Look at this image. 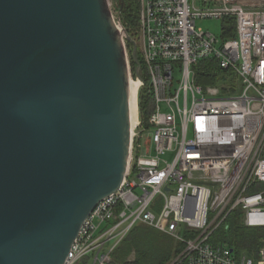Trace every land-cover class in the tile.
Returning <instances> with one entry per match:
<instances>
[{"label": "built area", "instance_id": "1", "mask_svg": "<svg viewBox=\"0 0 264 264\" xmlns=\"http://www.w3.org/2000/svg\"><path fill=\"white\" fill-rule=\"evenodd\" d=\"M119 10L111 9L126 44ZM226 18L235 37L197 27ZM138 25L148 81L135 79L152 97L148 127L138 93L125 179L85 220L64 264H120L114 252L137 224L183 243L169 264H264V238L239 255L214 242L237 210L246 227L264 229V0H139ZM201 61L224 73L218 85L197 83ZM171 152L172 162L162 160Z\"/></svg>", "mask_w": 264, "mask_h": 264}, {"label": "water", "instance_id": "2", "mask_svg": "<svg viewBox=\"0 0 264 264\" xmlns=\"http://www.w3.org/2000/svg\"><path fill=\"white\" fill-rule=\"evenodd\" d=\"M130 81L108 0H0V264H64L121 187Z\"/></svg>", "mask_w": 264, "mask_h": 264}, {"label": "trees", "instance_id": "3", "mask_svg": "<svg viewBox=\"0 0 264 264\" xmlns=\"http://www.w3.org/2000/svg\"><path fill=\"white\" fill-rule=\"evenodd\" d=\"M121 11L123 26L128 36L134 41L137 38L139 25V0H117ZM222 36L231 38L236 36L234 18H226L222 21ZM132 49L134 46L130 43ZM137 63L142 65L139 76L148 81L139 52L136 58L131 55V70L133 78L136 75ZM198 84L218 85L223 80L224 73L212 62L201 61L194 67ZM153 101L148 87L139 92V108L142 123L148 127V121L152 112ZM225 229L214 237L215 243H225L238 252H253L258 250L264 238V229L248 228L242 223V212L235 211L229 217ZM180 252L173 249L164 237L159 233H153L145 225H136L119 244L114 252V260L120 264H169Z\"/></svg>", "mask_w": 264, "mask_h": 264}, {"label": "rangeland", "instance_id": "4", "mask_svg": "<svg viewBox=\"0 0 264 264\" xmlns=\"http://www.w3.org/2000/svg\"><path fill=\"white\" fill-rule=\"evenodd\" d=\"M116 1L117 0H109V2H111V6H112L111 9L113 11L116 10V9L117 10L119 9V6H118V4H116ZM197 27L199 29L204 30V31H209V32L215 34L218 37H221V35H222V21L221 20H199V21H197ZM134 42L136 44L137 38L134 39ZM130 43H132V42H129L127 40V43L125 45H126L127 53H128V56H129L130 69H131V55H132L133 49L130 46ZM133 46H134V44H133ZM137 50H138V52H139V54L141 55V58H142V53H141V47H140V45L137 47ZM132 74L133 73H132V70H131V79L135 80V78H133V75ZM181 79H182V73H181V71H177L176 72V78H175V88L178 87V85L181 82ZM141 154L142 155L146 154L145 153V149L142 150V153ZM152 155L153 156H156V154H155L154 151H153ZM161 158H162V160H166V161L172 162V160L174 158V153L173 152L167 153L165 156H162ZM163 203H164L163 198L161 196H159L156 199L157 210H161L162 209ZM228 222H229V220L216 232L217 235L219 234V232H221V231H223L225 229V227L228 225ZM137 225H140V224H137ZM142 225H144V224H142ZM146 227H148V229H150L151 231H153V233L155 231V233H159L161 235H164L165 239L170 244H172L173 249H175L176 251L182 252V250L184 249L183 243L181 241L177 240L176 238H174V237H172L170 235H167V234H165V233H163V232H161L159 230H156L155 228H152V227H149V226H146ZM216 234L214 235V237L216 236ZM236 254L239 255L238 252H236Z\"/></svg>", "mask_w": 264, "mask_h": 264}, {"label": "bare ground", "instance_id": "5", "mask_svg": "<svg viewBox=\"0 0 264 264\" xmlns=\"http://www.w3.org/2000/svg\"><path fill=\"white\" fill-rule=\"evenodd\" d=\"M138 52V50H137ZM140 89V84L139 82L135 79H131L130 81V93H131V98H130V113H131V123L132 126L134 127L136 124V119L138 115V93Z\"/></svg>", "mask_w": 264, "mask_h": 264}]
</instances>
